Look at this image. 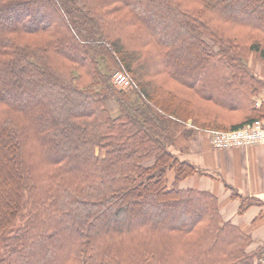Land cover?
Wrapping results in <instances>:
<instances>
[{"label": "trees", "instance_id": "16d2710c", "mask_svg": "<svg viewBox=\"0 0 264 264\" xmlns=\"http://www.w3.org/2000/svg\"><path fill=\"white\" fill-rule=\"evenodd\" d=\"M253 58L264 0H0V264H262L172 150L264 120Z\"/></svg>", "mask_w": 264, "mask_h": 264}, {"label": "crops", "instance_id": "0c3cea01", "mask_svg": "<svg viewBox=\"0 0 264 264\" xmlns=\"http://www.w3.org/2000/svg\"><path fill=\"white\" fill-rule=\"evenodd\" d=\"M250 63L252 71L264 81V66L257 61ZM258 102H264V89ZM184 151L177 153L180 159L189 161L204 176L188 177L179 187L212 192L219 199L226 222L264 240V234H260L264 230V143L246 149L215 150L206 136L195 134Z\"/></svg>", "mask_w": 264, "mask_h": 264}, {"label": "built area", "instance_id": "2783aa9c", "mask_svg": "<svg viewBox=\"0 0 264 264\" xmlns=\"http://www.w3.org/2000/svg\"><path fill=\"white\" fill-rule=\"evenodd\" d=\"M113 82L115 85L122 88L132 85L130 78L123 73L116 74ZM256 105L259 106L260 103L258 102ZM209 141L214 149L219 150L250 148L259 145V143L262 144L264 143L263 121L255 120L236 130H211Z\"/></svg>", "mask_w": 264, "mask_h": 264}, {"label": "rangeland", "instance_id": "374dc122", "mask_svg": "<svg viewBox=\"0 0 264 264\" xmlns=\"http://www.w3.org/2000/svg\"><path fill=\"white\" fill-rule=\"evenodd\" d=\"M44 13H45V11L41 9V10L38 11V13L36 15H39L40 16V15H42ZM18 20H20V18L17 16L15 18V21H18ZM256 61L257 60H255L254 58L251 59V62H253V63L256 62ZM102 70H104V71H102V73L105 74L104 77H106L110 81L111 84L114 83L113 81L115 80V75L116 74H118V73L119 74L120 73L125 74V71L121 67H115L113 70L110 71L109 74L106 72L105 67ZM254 75H256V74L254 73ZM133 84L130 85V86H128V87H125L123 89L129 90V91L130 90H133V89L136 88V86L133 87ZM120 88H122V87H120ZM108 107H109L110 111L112 112V115L113 116H117L118 115L119 109H118V105H117V103H116V101L114 99H111V100L108 101ZM192 126H193L192 125V121H189L186 126H184V127L182 126V128H179V130H181V132H183V133H178V136L179 137L177 138L176 146H175V148H172V150L175 152V154H177L179 152H185L184 150L187 149L189 143L191 142V139L194 137L195 134H200V135L206 136L209 139V135H210V131L211 130H208V129L201 130L199 128L198 129L197 128H192ZM188 129L189 130H192V132H194V133H192V135H191L190 138H187V136H186L188 134V132H189ZM213 130L219 131L220 129L219 130L218 129H213ZM178 157H179V155H178ZM179 159H180V157H179ZM200 172H202V171H200ZM170 176L172 178L173 174L170 173ZM201 176H204V173L203 172H202V175ZM178 217H180V214L176 216V218H178ZM173 219L175 220V218H173ZM251 229L252 228L249 227V229H247V230L250 231ZM247 234L249 235V233H247ZM260 234L261 235L264 234V230L261 231ZM249 236L251 237L252 243H251L250 247L248 248V250L249 251L251 250V251L257 252L258 255H259V258H260L261 263L264 264V240L259 239V238H254L252 236V234H250ZM1 244H2V241H0V250H1Z\"/></svg>", "mask_w": 264, "mask_h": 264}, {"label": "water", "instance_id": "95a60500", "mask_svg": "<svg viewBox=\"0 0 264 264\" xmlns=\"http://www.w3.org/2000/svg\"><path fill=\"white\" fill-rule=\"evenodd\" d=\"M191 123V122H190Z\"/></svg>", "mask_w": 264, "mask_h": 264}]
</instances>
